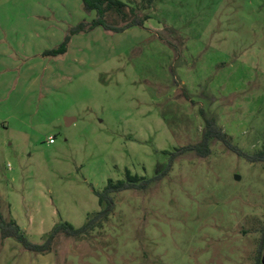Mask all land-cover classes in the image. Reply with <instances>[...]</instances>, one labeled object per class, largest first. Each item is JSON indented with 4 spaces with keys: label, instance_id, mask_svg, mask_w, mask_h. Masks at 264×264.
<instances>
[{
    "label": "rangeland",
    "instance_id": "374dc122",
    "mask_svg": "<svg viewBox=\"0 0 264 264\" xmlns=\"http://www.w3.org/2000/svg\"><path fill=\"white\" fill-rule=\"evenodd\" d=\"M150 19L96 28L81 0H0V212L34 244L97 213L125 171L160 175L201 139L204 118L241 152L264 146V0H120ZM109 23L122 25L114 14ZM70 122H67V120ZM101 228L35 255L0 241V264H258L264 164L212 141L145 190L112 196Z\"/></svg>",
    "mask_w": 264,
    "mask_h": 264
},
{
    "label": "trees",
    "instance_id": "16d2710c",
    "mask_svg": "<svg viewBox=\"0 0 264 264\" xmlns=\"http://www.w3.org/2000/svg\"><path fill=\"white\" fill-rule=\"evenodd\" d=\"M148 5L152 4V0H145ZM83 10L86 13L94 12L95 18L90 22H80L76 26L70 28L65 35L63 41L55 49L45 51L43 56L57 57L64 55L72 36L82 32H91L96 28H102L105 32L122 33L133 27H143L144 23L150 19L149 15L142 14V7H128L126 3L120 0H81ZM114 14L122 22V25L109 23L107 15ZM212 141L220 142L226 149L235 153L237 156L244 158L250 163L264 164V146L260 151L253 155L241 152L237 147L233 146L231 139L217 125L214 117L204 118V128L201 139L194 145H188L183 148L176 149L169 157L165 170L152 179H144L136 175H131L127 170L123 180L113 182L109 180L102 192H94L98 204L102 207L97 213L90 216L86 222L78 229L74 228L67 222H62L55 226L45 241L41 244L30 242L25 233L12 218H6L0 212V241L6 239L15 240L21 248L35 255H47L52 252L54 242L57 237L81 239L89 236L95 229L101 228L108 220L114 209L112 196L129 190H145L148 186L167 175L175 158L187 152L194 153L200 158H205L210 154V144ZM264 236V230H263ZM258 264H264V254L260 258Z\"/></svg>",
    "mask_w": 264,
    "mask_h": 264
},
{
    "label": "water",
    "instance_id": "95a60500",
    "mask_svg": "<svg viewBox=\"0 0 264 264\" xmlns=\"http://www.w3.org/2000/svg\"><path fill=\"white\" fill-rule=\"evenodd\" d=\"M67 122H70V120L68 119Z\"/></svg>",
    "mask_w": 264,
    "mask_h": 264
}]
</instances>
